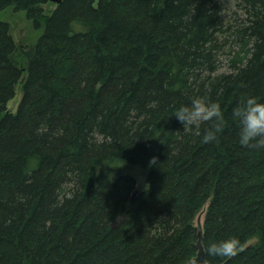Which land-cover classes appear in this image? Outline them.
I'll use <instances>...</instances> for the list:
<instances>
[{"label": "trees", "instance_id": "16d2710c", "mask_svg": "<svg viewBox=\"0 0 264 264\" xmlns=\"http://www.w3.org/2000/svg\"><path fill=\"white\" fill-rule=\"evenodd\" d=\"M230 1L0 0L44 30L20 68L0 21V264H185L204 208L205 248L242 243L210 264H264V148L232 117L264 102V0ZM197 97L221 106L215 141L174 117Z\"/></svg>", "mask_w": 264, "mask_h": 264}, {"label": "clouds", "instance_id": "9594fccd", "mask_svg": "<svg viewBox=\"0 0 264 264\" xmlns=\"http://www.w3.org/2000/svg\"><path fill=\"white\" fill-rule=\"evenodd\" d=\"M174 117L182 123L183 128H199L202 123L211 122V126L204 129L203 143L215 141L217 134L223 130L224 115L220 104L206 102L203 98H193L190 105L180 106L174 112ZM232 117L239 124L241 146L264 148V102H259L256 97L243 99L232 109ZM155 163L154 157L150 164ZM241 250V240L232 236L209 244L205 248L203 259L191 256L186 259L185 264H210L207 257L224 260L236 256Z\"/></svg>", "mask_w": 264, "mask_h": 264}, {"label": "rangeland", "instance_id": "374dc122", "mask_svg": "<svg viewBox=\"0 0 264 264\" xmlns=\"http://www.w3.org/2000/svg\"><path fill=\"white\" fill-rule=\"evenodd\" d=\"M223 3L227 4L229 8L236 9V6L233 2L230 0H220ZM57 4L47 0V2L43 5V8L45 10L46 15H50L52 11H54L57 8ZM0 21L8 22L10 24L11 28V34L17 43L18 50L16 51L14 55L15 62L17 65L21 68H24L27 66V61L30 58V55L33 53L35 43L43 33V28H36L32 21H30L27 18V14L24 11L16 12L12 8H8L2 12H0ZM228 58V57H227ZM224 59V64H227L228 59ZM227 67H224V70H226ZM23 83L20 82V84L17 87L16 95L15 97L10 100L7 104V109L9 112L16 113L19 107V104L23 97ZM109 171L115 172L122 170L124 172L129 173L132 175L136 180L141 189H147L148 183H147V171L144 170L140 166L135 165H128L126 163L120 162V163H114L109 167ZM107 169V168H104ZM104 171V170H103ZM203 211V210H202ZM199 219L201 220V224H204L205 220V208L204 212L200 213L195 220V224L198 226ZM259 241V238L256 237L248 245H256Z\"/></svg>", "mask_w": 264, "mask_h": 264}, {"label": "water", "instance_id": "95a60500", "mask_svg": "<svg viewBox=\"0 0 264 264\" xmlns=\"http://www.w3.org/2000/svg\"><path fill=\"white\" fill-rule=\"evenodd\" d=\"M54 3H56L57 5H61L63 0H50ZM198 228H200V231L198 233V240L196 243L198 252H197V258L203 259L205 257V246L203 244V239H204V232H203V225L201 224V220L199 219V224H198ZM225 264V263H222Z\"/></svg>", "mask_w": 264, "mask_h": 264}]
</instances>
